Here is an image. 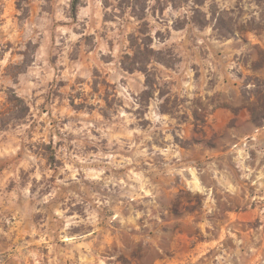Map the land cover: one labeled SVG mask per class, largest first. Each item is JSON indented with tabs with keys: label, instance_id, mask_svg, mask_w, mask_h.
<instances>
[{
	"label": "rangeland",
	"instance_id": "1",
	"mask_svg": "<svg viewBox=\"0 0 264 264\" xmlns=\"http://www.w3.org/2000/svg\"><path fill=\"white\" fill-rule=\"evenodd\" d=\"M72 1L0 0V264H264V0Z\"/></svg>",
	"mask_w": 264,
	"mask_h": 264
},
{
	"label": "trees",
	"instance_id": "2",
	"mask_svg": "<svg viewBox=\"0 0 264 264\" xmlns=\"http://www.w3.org/2000/svg\"><path fill=\"white\" fill-rule=\"evenodd\" d=\"M79 5H80V2H79V0H73L72 1V6H71V11H72V16L73 17H76L77 16V11H78V7H79ZM252 115H253V118H254V122L257 124V123H259L260 121V119H259V117H256L255 116V114H254V112L252 111ZM262 120H263V122H264V117H260ZM48 151H51L52 152V149H51V147L50 146H47V148H46ZM48 160L50 161V162H54L55 161V156H54V153L52 152V154L50 155V157H48Z\"/></svg>",
	"mask_w": 264,
	"mask_h": 264
}]
</instances>
